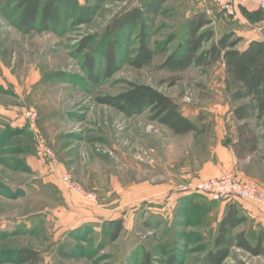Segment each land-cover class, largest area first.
<instances>
[{"label":"rangeland","instance_id":"obj_1","mask_svg":"<svg viewBox=\"0 0 264 264\" xmlns=\"http://www.w3.org/2000/svg\"><path fill=\"white\" fill-rule=\"evenodd\" d=\"M51 1L57 19L41 23L38 14L24 31L18 0H0V264H144L147 256L152 264H204L218 209L183 200L182 188L231 175L264 195V145L235 158L237 123L220 62L181 73L161 65L193 12L210 10L215 38L235 28L233 18L220 21L213 0H168L150 31L157 55L136 69L139 28L114 36L107 28L152 0ZM110 47L115 67L106 76ZM132 85L171 97L197 132L176 135L148 109L124 115L99 103ZM119 219L112 241L105 224ZM20 249L37 251V262L20 261ZM222 264L264 257L233 247Z\"/></svg>","mask_w":264,"mask_h":264},{"label":"trees","instance_id":"obj_2","mask_svg":"<svg viewBox=\"0 0 264 264\" xmlns=\"http://www.w3.org/2000/svg\"><path fill=\"white\" fill-rule=\"evenodd\" d=\"M167 1L152 0L151 4L143 3L141 7L132 8L110 22L107 28L110 36H114L124 27L139 28L138 49L130 61L133 68L149 66L157 55L149 46L150 31L162 4ZM18 4L22 11L20 28L24 31L37 22L38 14L41 15V23L57 19V9L53 7L51 0H18ZM216 14L222 21L231 18L224 17L218 11ZM212 24L213 20L205 9L193 12L187 17L182 39L176 41L174 50L165 58L161 67L171 73H181L192 66L208 67L217 62L222 64L224 88L229 95L231 114L237 123L231 150L235 158L241 160L257 154L264 145V42L252 41L245 49L240 50V37L233 31L226 30L215 38ZM162 51L165 52L166 49ZM104 58L107 69L105 75L109 76L115 67V56L111 47L104 53ZM98 101L124 115L137 114L148 109L154 120L176 135L198 130V122L186 118L171 97L147 85H132L122 94L104 97ZM181 198L200 200L199 206L205 209L211 208L215 203L198 194ZM245 222H248L247 218L238 207L233 203L229 204L217 222L212 241L213 249L207 253L204 264H222L233 247L250 256L264 257V230L252 228L250 232L243 229L237 231ZM105 225L112 229L111 240H117L122 231V221L113 220ZM249 233L252 234V240L248 237ZM38 254L37 251L20 249L17 258L25 263H36ZM144 264H152L148 256L144 259Z\"/></svg>","mask_w":264,"mask_h":264},{"label":"built area","instance_id":"obj_3","mask_svg":"<svg viewBox=\"0 0 264 264\" xmlns=\"http://www.w3.org/2000/svg\"><path fill=\"white\" fill-rule=\"evenodd\" d=\"M218 12L224 17L234 18L238 5L252 3L259 9L264 10V0H213ZM44 148H37L38 155H45ZM65 182L74 190L79 191V187L65 177ZM182 195H203L213 202H220L227 199L250 200L257 204L258 210L264 214V195L260 193L255 185L246 181L238 180L231 175H225L209 183H201L193 186L183 187Z\"/></svg>","mask_w":264,"mask_h":264},{"label":"crops","instance_id":"obj_4","mask_svg":"<svg viewBox=\"0 0 264 264\" xmlns=\"http://www.w3.org/2000/svg\"><path fill=\"white\" fill-rule=\"evenodd\" d=\"M205 10L209 14L210 10ZM219 20L222 21L221 19ZM232 21H234L233 25L235 28L233 27L231 31L242 39L238 49H245L252 41L264 42V10L259 9L252 3L238 5ZM231 203L238 207L242 215L247 218L248 223L252 224L253 229L264 230V214L258 210L257 204L250 200L227 199L215 202L213 205H216L218 209L217 222L224 215L227 206Z\"/></svg>","mask_w":264,"mask_h":264}]
</instances>
